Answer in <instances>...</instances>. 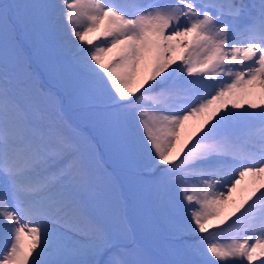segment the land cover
<instances>
[{
	"label": "snow or ice",
	"instance_id": "snow-or-ice-1",
	"mask_svg": "<svg viewBox=\"0 0 264 264\" xmlns=\"http://www.w3.org/2000/svg\"><path fill=\"white\" fill-rule=\"evenodd\" d=\"M32 7L47 10L74 96L102 110L114 141L135 131L167 242L161 258L136 238L90 141L51 93L21 87L5 53L0 264H264V0ZM12 11L0 4L6 28Z\"/></svg>",
	"mask_w": 264,
	"mask_h": 264
},
{
	"label": "rangeland",
	"instance_id": "rangeland-1",
	"mask_svg": "<svg viewBox=\"0 0 264 264\" xmlns=\"http://www.w3.org/2000/svg\"><path fill=\"white\" fill-rule=\"evenodd\" d=\"M53 2L54 0H0L2 4L13 6V11L7 21V28L5 22L0 20V43L14 48L15 33L20 34L25 57L36 70L39 80L41 82L46 80L58 88L57 99L67 110L65 113L66 116L69 115L67 118L71 122L81 123L97 133L101 140V148L108 156V162L114 164L117 172L121 173L128 194L133 195L145 212L154 216L151 194L140 187L139 181L142 177L134 173L144 171L140 166L139 157L132 148L135 131H129L122 139L114 141L106 129L102 110L79 101L68 87V82L75 79V70L62 57L59 40L54 31L48 28L47 10L32 7ZM143 2L147 3L148 0H143ZM34 16L40 18L39 28L33 23ZM252 99L259 103L258 96ZM196 122L189 121L186 131H190ZM155 229L164 232L160 222H157Z\"/></svg>",
	"mask_w": 264,
	"mask_h": 264
},
{
	"label": "trees",
	"instance_id": "trees-1",
	"mask_svg": "<svg viewBox=\"0 0 264 264\" xmlns=\"http://www.w3.org/2000/svg\"><path fill=\"white\" fill-rule=\"evenodd\" d=\"M15 36H16L14 39L15 41H13L14 48H11L9 45L5 43H0V66H2L3 64V60L5 57V53H6L7 58H8L9 69H10V75L12 74V69L15 68L19 76V79L23 82L21 87H23L25 84L34 83L38 87L42 88L45 92H49L52 94V96L57 98V95H58L57 90L50 88L46 80H43V82L39 80L36 70L29 63V61L27 60L28 58L25 57V53L23 50V44H22V37L20 36V34L15 33ZM89 130L92 131L94 135L99 139V136L97 135V133H95L91 129ZM80 131L83 133L82 130ZM85 136L88 139L87 135ZM99 141L101 140L99 139ZM134 173L137 176H140V177L143 176V173L139 174L136 171ZM129 196L131 197L129 211H130L131 216H133V221L136 223V226L140 228L141 232H144V233L159 232L155 228H156L157 222H160V221L155 216H151L149 213L145 212L141 204L138 203V201L133 197L132 194H129ZM114 198L118 199V196H115ZM105 218H107V216H105ZM147 237L148 236H144L143 238L145 239Z\"/></svg>",
	"mask_w": 264,
	"mask_h": 264
}]
</instances>
